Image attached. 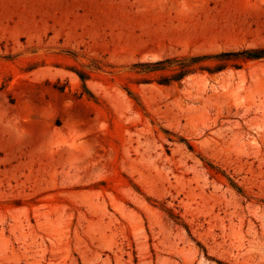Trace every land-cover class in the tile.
<instances>
[{
  "label": "rangeland",
  "instance_id": "374dc122",
  "mask_svg": "<svg viewBox=\"0 0 264 264\" xmlns=\"http://www.w3.org/2000/svg\"><path fill=\"white\" fill-rule=\"evenodd\" d=\"M258 48L264 0H0V264H264Z\"/></svg>",
  "mask_w": 264,
  "mask_h": 264
},
{
  "label": "trees",
  "instance_id": "16d2710c",
  "mask_svg": "<svg viewBox=\"0 0 264 264\" xmlns=\"http://www.w3.org/2000/svg\"><path fill=\"white\" fill-rule=\"evenodd\" d=\"M216 57L223 59V60L236 61L238 63H236L235 67H239L241 62L264 59V48H258V49H252V50H242V51H238V52H228V53L220 54ZM157 65H160V64H157ZM82 79H84V78L82 77ZM58 89L61 92L64 91L61 88H58ZM186 229H188V228H186ZM188 232H189V230H188Z\"/></svg>",
  "mask_w": 264,
  "mask_h": 264
}]
</instances>
